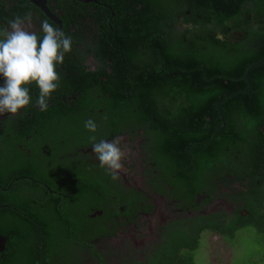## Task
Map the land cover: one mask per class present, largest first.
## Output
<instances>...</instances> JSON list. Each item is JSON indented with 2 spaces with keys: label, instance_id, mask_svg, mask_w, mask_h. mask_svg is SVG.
I'll list each match as a JSON object with an SVG mask.
<instances>
[{
  "label": "trees",
  "instance_id": "1",
  "mask_svg": "<svg viewBox=\"0 0 264 264\" xmlns=\"http://www.w3.org/2000/svg\"><path fill=\"white\" fill-rule=\"evenodd\" d=\"M121 1L117 0V4L123 10L117 13L124 27L118 29L117 53L108 54L98 45L102 50L99 51L102 53L99 72L95 77L94 74L84 76L83 80H80L82 74L77 75L79 81L75 84L84 92L79 101L80 109L104 107L105 118L114 123L126 113L131 124L142 125L148 136L161 140L164 149H172L167 154L175 156L176 160L175 149H179L181 140L189 146L198 144L199 148L193 152L197 160H210L211 164L218 151L216 164L234 169L235 161L222 156L221 152L231 150L232 142L236 141L245 154L239 166L249 163L246 155L251 154L252 163L262 171L251 181L252 207L245 221L253 229L254 238L264 243V138L260 129L264 123V64L249 72L248 82L243 80L249 67L264 60V0H197L187 8L194 16L200 15L199 24L184 31L176 28V0H150L151 4L147 1L144 10L133 18L131 5ZM67 2L56 1L55 5L67 14ZM73 3L82 6L75 0ZM25 10L34 15L37 8L28 0H0V22H9L17 15L23 17ZM214 11L215 17L219 15L221 32L227 33L228 23L233 21L231 33L242 35L240 41L228 40L226 35L219 39L213 34L208 22H213ZM66 14L71 21L72 16ZM104 30L107 37L114 34L108 26ZM102 77L109 81H102ZM247 88L241 95L240 91ZM237 91L240 94L233 95ZM108 102L113 105L112 109L110 105L105 106ZM209 115L221 117L222 122L219 118L218 124L226 128L218 132L213 141L209 139L214 129L207 127L209 122L205 119ZM5 141L8 148L0 145V233L14 248L9 258L12 262L8 264H18L16 256L23 264H43L42 257H47V264H77L80 249L103 231L100 226L103 218L93 219L88 215L83 228H69L53 220L57 213L72 215L71 209L60 200L70 194L76 201L71 207L77 208L78 214L91 212L88 202L94 207L103 206L99 192L96 199L97 192L91 190L89 184L94 177L88 179V197L84 200L83 195L76 193L78 188L62 178L55 179L53 186L49 178L51 168H37L36 157L21 154L16 148L19 140ZM49 155L46 151V156ZM10 183V189L5 192L4 188ZM64 191L69 192L61 195ZM42 224L47 227L43 232ZM229 231L218 228V234L232 241L235 232ZM168 244L167 251L160 253L154 264H197L194 259L197 243L190 237L171 238ZM183 247L187 251L177 261L175 256ZM254 259L262 260L250 254L246 264H252Z\"/></svg>",
  "mask_w": 264,
  "mask_h": 264
},
{
  "label": "flooded vegetation",
  "instance_id": "2",
  "mask_svg": "<svg viewBox=\"0 0 264 264\" xmlns=\"http://www.w3.org/2000/svg\"><path fill=\"white\" fill-rule=\"evenodd\" d=\"M56 1L63 0H46V14L35 6L37 11L32 15V27L28 30L42 37L41 21L47 20L54 28L72 38V51L65 54L62 65L56 66L60 77L59 87L52 93L47 111H41L36 106L39 90L35 82L26 85L32 98L31 103L16 115H0V145L1 148H8L6 139L9 142L19 140L16 148L21 154H27L30 158L36 157L38 161L35 165L41 170L51 168L49 178L53 186L55 179L62 178L71 185L74 184L78 188L76 193L83 195L84 200L87 199L85 196L88 197V179L94 177L89 184L91 190L97 192L96 199L99 198V192V201L103 206L94 207L88 202L91 212L86 213L81 209L83 213L78 214L77 208L71 207L76 201L70 194L60 197V200L71 209L72 215L57 213L53 220L54 223L63 222L69 228H83L88 215L93 219L103 218L100 225L103 226V231L85 248L80 249L77 264H154L158 255L167 251L169 239L179 236L190 237L197 243L194 255L197 263L196 255L205 237L214 242L232 244L240 235L253 232L250 224L245 221L252 207L249 191L252 189L253 177L260 176L262 171L257 170L252 163L251 154L246 155L249 163L239 166V161H243L245 154L236 141L232 142L231 150L225 149L221 152L222 156L235 161L234 169L229 165L219 167L216 164L218 151L212 157L211 164L210 160H197L193 152L199 148L198 144L189 146L181 140L179 149H175L178 153L176 160L175 156L167 154L172 149H164L161 140L148 136L142 125L131 124L126 113L116 118L114 123L105 118L104 107L98 105L95 110L89 111L80 109L79 101L84 92L75 84V81H79L77 75L82 74L80 80L89 74H94L95 77L101 68V46L108 54L117 53V43L120 42L117 38L120 34L118 29L124 27L117 12L123 10V7L117 4V0H85L84 3L75 0L82 6L68 0L65 3L68 12L66 14L55 5ZM147 1L151 4L150 0H123L121 3L131 5L133 18L144 10ZM194 2L197 0H176V28L180 31L199 24L200 15L194 16L192 10L187 8ZM5 6L9 7L8 4ZM25 11L23 16L27 14V10ZM65 14L72 16L71 21ZM215 14L214 11L213 22H208L213 34L219 39L226 35L228 40L240 41L242 35L231 33L230 30L234 22L228 23L227 33L223 34L219 15L215 17ZM7 25L8 22H0V30ZM105 26L112 28L117 35L110 34L107 37ZM108 72H111L110 66ZM231 80L237 81L233 78ZM102 81H109V78L102 77ZM4 83L5 78L0 75V87ZM247 91L248 88L240 91L241 95ZM240 92L233 95H239ZM108 95L110 96V92ZM108 105L113 108L110 102L105 104L106 107ZM217 106L219 107V100ZM217 112L220 113L218 109ZM219 118L221 120V117L214 115L205 117L209 122L207 127L212 126L210 128L214 129L210 134V141L216 139L218 132L226 129L224 124H218ZM88 119L96 122L98 127L95 133L85 128L84 124ZM260 129L264 138V123ZM91 136L96 137L95 142L111 141L117 137L121 139L125 159L118 179L113 180L106 169L100 167V162L92 150L94 141L90 139ZM209 140L206 142L209 143ZM202 146H205V142H202ZM46 151L50 152L49 156H46ZM241 166L243 167L240 169ZM46 185L49 187V183ZM10 187L11 183L4 191H8ZM41 189L44 192L43 186ZM68 192L64 191L61 195ZM76 216L79 219L74 218ZM41 228L42 232L47 229L44 224ZM218 228L235 232V237L232 241L228 240L225 235L218 234ZM0 235L5 238L0 249V264H8L12 262L9 258L12 257L14 248L8 244L5 235ZM184 251H187L185 247L177 252V261L182 258ZM16 257L18 264L24 263ZM42 259L43 264L49 262L47 257Z\"/></svg>",
  "mask_w": 264,
  "mask_h": 264
},
{
  "label": "clouds",
  "instance_id": "3",
  "mask_svg": "<svg viewBox=\"0 0 264 264\" xmlns=\"http://www.w3.org/2000/svg\"><path fill=\"white\" fill-rule=\"evenodd\" d=\"M32 14L23 17L17 15L8 22L7 27L0 30V75L5 83L0 87V115L19 113L31 103L29 88L35 82L38 88L36 106L47 111L51 95L59 87L60 77L57 64L64 63L66 53L72 51L73 40L59 29L54 28L47 20L41 21L42 37L29 31L32 27ZM85 128L92 133L97 131L94 120L88 119ZM94 141L93 152L113 180L119 178L123 168L125 151L121 148V139L111 141Z\"/></svg>",
  "mask_w": 264,
  "mask_h": 264
},
{
  "label": "rangeland",
  "instance_id": "4",
  "mask_svg": "<svg viewBox=\"0 0 264 264\" xmlns=\"http://www.w3.org/2000/svg\"><path fill=\"white\" fill-rule=\"evenodd\" d=\"M250 254L262 259H254L252 264H264V243L258 242L252 231L240 235L232 244L214 242L205 237L196 255V261L198 264H246Z\"/></svg>",
  "mask_w": 264,
  "mask_h": 264
},
{
  "label": "water",
  "instance_id": "5",
  "mask_svg": "<svg viewBox=\"0 0 264 264\" xmlns=\"http://www.w3.org/2000/svg\"><path fill=\"white\" fill-rule=\"evenodd\" d=\"M28 1H29V3H31L32 5L37 6V7H39L40 9H42V10L44 11L45 14H46V12L48 11V7H47V5H46V0H28ZM77 1H79V2H81V3H84V2H85V0H77ZM48 15H49V16H52L51 13H48ZM262 64H264V60L261 61V62H259V63H257V64L252 65L251 67H249V68L246 70V72H245V74H244V76H243V80L246 81V82H248V74H249V72L252 71L253 69H255L256 67L262 65ZM4 241H5V238L2 237V235H0V249L2 248V246H3V244H4Z\"/></svg>",
  "mask_w": 264,
  "mask_h": 264
},
{
  "label": "bare ground",
  "instance_id": "6",
  "mask_svg": "<svg viewBox=\"0 0 264 264\" xmlns=\"http://www.w3.org/2000/svg\"><path fill=\"white\" fill-rule=\"evenodd\" d=\"M77 207V206H76Z\"/></svg>",
  "mask_w": 264,
  "mask_h": 264
}]
</instances>
